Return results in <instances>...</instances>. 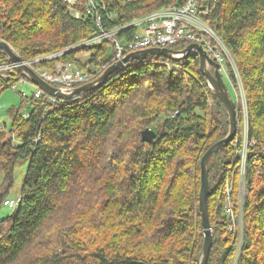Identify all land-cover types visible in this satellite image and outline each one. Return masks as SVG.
I'll return each mask as SVG.
<instances>
[{"label":"trees","instance_id":"obj_1","mask_svg":"<svg viewBox=\"0 0 264 264\" xmlns=\"http://www.w3.org/2000/svg\"><path fill=\"white\" fill-rule=\"evenodd\" d=\"M103 1L108 9L100 8V14L108 31L187 0ZM207 2L211 12L204 19L239 67L253 143L237 264H264V0H202V6ZM87 4L0 0V40L23 60L84 45L99 34L96 19L85 13ZM74 8L80 18L73 15ZM112 14L119 17L109 20ZM110 45H84L37 66L69 61L84 68L77 56L85 52L91 63H107ZM185 46L180 42L171 48ZM10 62L0 51V64ZM8 87L0 80L1 89ZM22 106L29 112L27 119L21 109H13L10 128L0 127V208L11 198L16 165L29 160L19 205L0 221V264L199 263L204 247L200 162L227 136L230 123L197 56L169 60L148 55L72 103L52 104L43 95L23 100ZM237 119L239 125L242 117ZM148 128L156 133L152 143L142 140ZM238 137L208 163L214 239L208 264H232L236 253L238 238L228 230L226 193L231 184L236 210L242 180Z\"/></svg>","mask_w":264,"mask_h":264},{"label":"built area","instance_id":"obj_2","mask_svg":"<svg viewBox=\"0 0 264 264\" xmlns=\"http://www.w3.org/2000/svg\"><path fill=\"white\" fill-rule=\"evenodd\" d=\"M66 2L74 7L79 0H66ZM210 3L207 2L205 6H202V0H187L185 4L179 7H165L164 10H160L156 13L151 14L148 17L136 19L135 21L128 22L112 30H106L104 27L102 14H100V8L105 11L108 9V5L103 0H88V4L85 9L87 15H92L96 19L97 28L99 29V34H97L91 40H88L84 45L91 46L93 44L101 43L102 41H110L111 46L114 47V53L107 57V63L97 64L91 63L87 65L85 70H81L76 66L74 62L67 63H55L54 68H38L36 65L39 61L53 60L59 57L62 53H55L46 57H40V59L35 60H23L20 63H6L0 64V80L7 83L12 90H18L25 83L33 84L25 75L18 71V66L26 65L32 68L40 78H42L49 85L57 88L60 92L64 94H71L75 89L90 84L98 80L104 72L112 65L119 61H122L129 54L144 51L153 48H169L171 46L186 42L187 48L190 44H198L203 47L204 51L212 57L220 66V73L229 68L231 65L232 55L227 47H225L221 37L214 31V29L207 24L205 17H207L210 10ZM73 15L76 18L81 17V12L78 8L73 9ZM119 14H112L109 16V20L118 18ZM129 37L120 38L119 35L129 32ZM1 41V40H0ZM84 45L76 46L75 48L82 47ZM74 47V46H72ZM70 47V48H72ZM184 48V49H185ZM184 49L178 51L182 52ZM69 50V49H68ZM173 50V49H172ZM197 51L193 50L191 55H197ZM182 55H177L181 57ZM21 76L17 75V72ZM236 80L237 77L235 76ZM36 87L33 97L36 99L41 98L43 95H47L50 98V103H72L76 98L73 99H59L54 96L46 94L42 89ZM21 96L25 100H29V96L26 92L20 91ZM247 110V98L243 95L239 97V104ZM243 109V110H244ZM244 110V112H245ZM247 113L245 115L247 116ZM24 119L29 117V112L22 114ZM4 128V125L0 126ZM248 135V130L246 132ZM38 138L36 139V141ZM238 143V141H236ZM249 142V138H248ZM249 144H247L248 148ZM241 151H237L239 155L240 162L247 164L248 152L246 153L245 147L241 145ZM243 161V162H242ZM245 169V167H244ZM246 171V169H245ZM246 174V173H245ZM245 174L242 175V181L245 185L244 195L243 187L241 190V195L239 194L238 211L236 212L234 206L231 207L227 204L226 213L229 215L231 224L228 230L234 233L235 237L238 238V250H241V246L244 238V207L241 206L243 200H245L248 187L244 180ZM230 186L228 187V192L230 194ZM20 202V197L10 198L4 202L5 207L12 208L14 211L17 209Z\"/></svg>","mask_w":264,"mask_h":264},{"label":"water","instance_id":"obj_3","mask_svg":"<svg viewBox=\"0 0 264 264\" xmlns=\"http://www.w3.org/2000/svg\"><path fill=\"white\" fill-rule=\"evenodd\" d=\"M195 50L197 51V57L200 60V68L205 76L209 87L214 91L216 96L222 101L224 104L230 123V130L227 136L216 143L213 147H211L202 157L200 162V170H201V187L199 194V211L202 219L203 225V235H204V247L203 253L199 260L198 264H208L210 259V254L213 248V227L210 222V215L208 209V199H209V179H208V163L210 159L217 155L222 149L226 148L236 137L238 131V119H237V105L231 99L227 86L224 82V79L220 73V66L213 61L210 56L204 51L203 47L198 44H190L187 48H185L182 52L174 51L169 48L159 49L153 48L144 51L135 52L126 56L122 61L117 62L116 64L110 66L104 74L95 82L90 84L81 86L74 90L71 94H64L60 92L59 89L49 85L42 78H40L31 68L26 65L18 66V71L25 75L34 85L38 88L42 89L46 94L50 96L57 97L59 99H73L78 97L79 95L87 92H91L95 89L101 87V85L116 71L124 68L129 63L138 60L142 57L153 55L164 57L169 60H180L187 58L191 55V52ZM0 51L4 52L11 62L20 63L21 58L15 53L13 48L4 41H0ZM182 55L181 57H177V55ZM210 67L213 69V72L210 71ZM156 138V133L148 128L142 133V140L144 142L152 143Z\"/></svg>","mask_w":264,"mask_h":264},{"label":"rangeland","instance_id":"obj_4","mask_svg":"<svg viewBox=\"0 0 264 264\" xmlns=\"http://www.w3.org/2000/svg\"><path fill=\"white\" fill-rule=\"evenodd\" d=\"M164 9H165V7L161 8L159 10L147 13V14L144 13V14L140 15L139 17L134 18L132 21H135L136 19L138 20L140 18L148 17L151 14L156 13V12H158L160 10H164ZM225 47H227V46L225 45ZM75 49H78V48L72 47V48H67L65 50H62V51L59 52V53H62V54L59 57H57V58H60L63 55H65L66 53H69V52H71V51H73ZM15 53H16V51H15ZM113 53H114V47L110 45L109 48H108L107 57H109ZM16 54L18 55V53H16ZM90 56H91L90 53H87V52L80 53L77 57L81 60L82 67H84V68L78 67L77 65L76 66L78 68H80L81 70H85L87 65L91 64ZM57 58H54V59H57ZM210 58L212 59V57H210ZM35 59H40V57L35 58ZM35 59H33V60H35ZM43 61L42 60L39 61L38 64L40 62H43ZM67 62H69V61H67ZM67 62L66 61H57V63H67ZM11 63H13V62H11ZM36 67H37V65H36ZM43 68L50 69V68H54V66H52V67L45 66ZM211 69L212 68L210 67V71H211ZM230 71L234 72L233 75L237 77V84H235L233 82V80L232 81L230 80V75H231ZM16 72H17V70H16ZM212 72H213V69H212ZM221 75H222V77L224 79V82H225V84L227 86L228 91L235 98L236 105H237V108H238V111H239V112L237 111V114H238L240 119L242 117L241 121H239L238 131H237V135L236 136L239 135L238 141H239L240 145H243L245 147V151L247 153V152H249V150H248L249 146L247 148V144H253V143L248 142V135L246 134V132H247V130L249 128L248 118L245 115L247 110H245L241 106V102L239 104V97H241V95H243L245 97H247V96H246L245 87L243 85V82H242V79H241V76H240L239 67H238V65L235 62L233 57L231 58V65L229 66V68H226L225 71L223 70ZM19 76H21V75H19ZM35 86L36 85H34V84L25 83L22 87H20L16 91L12 90L10 87L5 88V89H1L0 88V121H1L2 125H5L8 129L10 128L11 120H12L11 115H10V111L11 110H13V109L20 110L21 109L22 114L26 112L27 107L24 108L22 106V101L25 100V99L21 96V94L19 92L20 91L26 92V94L29 96V98H31L33 93H35V91H36V87ZM232 87L234 88V90L232 89ZM247 106H248V103H247ZM243 109L245 110V112H244ZM240 151H241V149H240ZM28 166H29V160L20 161L16 165L15 170H14V184H13V187L11 189V196H10L11 198H18L20 196ZM244 167L246 169L245 164L239 162V164L237 166V169L239 171V175H240L241 179H242V175L246 173ZM244 180H245V178H244ZM2 183H3V174H0V185ZM229 186H230L231 190H230V194H229V192L226 193V196H228L227 197L228 198V202L227 203H229L230 206L233 207L235 202L232 201V199H231L232 196H233V195H231L232 186H231V184ZM242 187H243V195H244V187H245V185H244L243 181L240 180V191H239L240 195H241ZM244 204H245V200H243V203H241V206L244 207ZM236 211H238V207H236ZM13 212H14V210L12 208L5 207V206L1 207L0 208V221L10 217L13 214ZM243 215H245L244 212H243ZM237 243L239 244L238 241H237ZM238 244L236 245V253H235V256L233 258L232 264H237L239 259H240L241 252L238 250Z\"/></svg>","mask_w":264,"mask_h":264},{"label":"bare ground","instance_id":"obj_5","mask_svg":"<svg viewBox=\"0 0 264 264\" xmlns=\"http://www.w3.org/2000/svg\"><path fill=\"white\" fill-rule=\"evenodd\" d=\"M195 56V55H194Z\"/></svg>","mask_w":264,"mask_h":264}]
</instances>
